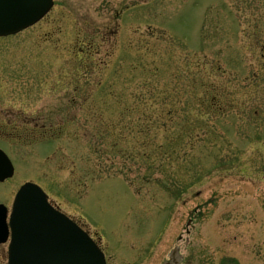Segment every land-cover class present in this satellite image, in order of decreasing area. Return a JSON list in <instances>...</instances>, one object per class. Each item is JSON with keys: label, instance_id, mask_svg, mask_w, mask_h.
I'll use <instances>...</instances> for the list:
<instances>
[{"label": "rangeland", "instance_id": "1", "mask_svg": "<svg viewBox=\"0 0 264 264\" xmlns=\"http://www.w3.org/2000/svg\"><path fill=\"white\" fill-rule=\"evenodd\" d=\"M0 112L9 209L40 185L107 264H264V0H54Z\"/></svg>", "mask_w": 264, "mask_h": 264}, {"label": "water", "instance_id": "2", "mask_svg": "<svg viewBox=\"0 0 264 264\" xmlns=\"http://www.w3.org/2000/svg\"><path fill=\"white\" fill-rule=\"evenodd\" d=\"M53 0H0V37L16 34L40 21ZM14 168L0 150V182ZM0 205V244L11 240L8 264H105L104 254L75 222L54 209L42 189L24 184L16 194L9 224ZM166 264H177L175 258Z\"/></svg>", "mask_w": 264, "mask_h": 264}, {"label": "flooded vegetation", "instance_id": "3", "mask_svg": "<svg viewBox=\"0 0 264 264\" xmlns=\"http://www.w3.org/2000/svg\"><path fill=\"white\" fill-rule=\"evenodd\" d=\"M1 113V112H0ZM106 254V253H105Z\"/></svg>", "mask_w": 264, "mask_h": 264}]
</instances>
